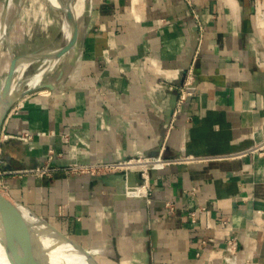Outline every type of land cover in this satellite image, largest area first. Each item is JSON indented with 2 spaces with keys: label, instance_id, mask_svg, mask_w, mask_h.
Returning a JSON list of instances; mask_svg holds the SVG:
<instances>
[{
  "label": "crops",
  "instance_id": "0c3cea01",
  "mask_svg": "<svg viewBox=\"0 0 264 264\" xmlns=\"http://www.w3.org/2000/svg\"><path fill=\"white\" fill-rule=\"evenodd\" d=\"M190 65L194 93L168 127V85ZM41 83L3 121L0 170L41 165L50 150L59 167L200 158L150 170L146 195L127 194L122 171L59 168L1 174L10 197L98 264H225L230 238L236 264H264V148L251 150L264 138V0H91ZM144 181L127 172V185Z\"/></svg>",
  "mask_w": 264,
  "mask_h": 264
},
{
  "label": "water",
  "instance_id": "95a60500",
  "mask_svg": "<svg viewBox=\"0 0 264 264\" xmlns=\"http://www.w3.org/2000/svg\"><path fill=\"white\" fill-rule=\"evenodd\" d=\"M90 1L91 0H87V5L90 4ZM63 10L64 13L71 19V31L66 41L56 47L52 64H54L62 53L74 44L78 36V19L73 17L72 12L68 7H65ZM38 51H40V49L22 52L21 54L14 55L10 58L6 74L4 75V89H2L0 93V99L3 101L0 105V130L12 105L22 96L42 85V83H39L30 87L28 86L29 82L25 85L22 84L23 82H20L17 84L20 87L18 91L14 92V89H10L14 79L15 68L20 57L30 55ZM39 57L41 58L45 56L40 54ZM23 207L32 214L43 219L45 223H47L61 236L71 240L82 252L86 254L91 264H98L95 258L79 242L54 227L45 217L35 213L27 205L10 197V195L0 188V228L3 233L5 243L14 255L18 264H71L62 259L56 258L58 253L55 248L51 244L44 243L42 239L39 238L33 229L32 224L23 216L20 209Z\"/></svg>",
  "mask_w": 264,
  "mask_h": 264
},
{
  "label": "built area",
  "instance_id": "2783aa9c",
  "mask_svg": "<svg viewBox=\"0 0 264 264\" xmlns=\"http://www.w3.org/2000/svg\"><path fill=\"white\" fill-rule=\"evenodd\" d=\"M197 20V17H196ZM169 89H176L178 92L177 99L174 107L171 110L168 127H171L175 117L185 110L187 105V100L194 93V73L193 67L190 65L185 71V77L181 84L179 85H168ZM11 135L0 132V139L7 138ZM30 135L24 133L20 137L28 138ZM264 148V138L258 141L255 145L251 147V150H262ZM52 150L49 151L48 159L52 155ZM200 157L194 155H182V156H165L161 153L156 155H132L124 159L116 161H93V162H79L71 161L59 167L57 165H52L47 159L43 164L36 165L34 167L22 168V169H9V170H0V175L3 173H33L35 175H50L54 170L62 168L66 173L69 174H81V173H90V174H100L110 171H122L123 179L125 181L124 191L129 195H139V194H148V185L147 179L149 171L152 169H160L169 164L176 163L183 160H194ZM130 170H137L145 180L143 184L139 185H127V172ZM0 188L2 189V183L0 181ZM3 190V189H2ZM170 205L169 203H167ZM171 206V205H170ZM190 217L193 220L194 212L190 213ZM236 253L237 246L234 238H230L226 242L225 251L223 254V260L225 264H236Z\"/></svg>",
  "mask_w": 264,
  "mask_h": 264
},
{
  "label": "rangeland",
  "instance_id": "374dc122",
  "mask_svg": "<svg viewBox=\"0 0 264 264\" xmlns=\"http://www.w3.org/2000/svg\"><path fill=\"white\" fill-rule=\"evenodd\" d=\"M36 10L37 3L33 0H9L7 4L5 0H0V79H3L6 74L13 52L22 53L35 49L46 50L60 45L65 40V32L60 26V14L50 7L43 13L36 12ZM82 15L77 17L78 21ZM44 60L46 59L41 57L29 66L18 83L22 80H24L23 85L30 82L29 78L38 72L43 64L50 61L48 59L47 62H44ZM54 64L48 68L46 73L50 71Z\"/></svg>",
  "mask_w": 264,
  "mask_h": 264
},
{
  "label": "bare ground",
  "instance_id": "6f19581e",
  "mask_svg": "<svg viewBox=\"0 0 264 264\" xmlns=\"http://www.w3.org/2000/svg\"><path fill=\"white\" fill-rule=\"evenodd\" d=\"M5 1L7 4L9 0H5ZM33 2L37 3L36 12L40 11L43 13L48 7H50L54 9V11L60 14V26L65 32L64 41H66L71 31V19L68 15L64 13L63 9L65 7H68L72 12L73 17L77 18L81 14H83L84 11L86 10L87 0H33ZM56 47L57 46L52 47V48H47L46 50L41 49L40 51L35 52L33 54L20 57V59L17 62L16 68H15L14 79H13L10 89L11 90L14 89V92L20 89V87L17 85L18 81L20 80V78H22L23 75H25V71L28 69V67L40 59L39 55L43 54L45 56L44 59L46 60L49 59L50 61L47 62L46 60H44V62L46 61L47 63L43 64L41 69L38 70V72H36L31 78H29L30 82L28 86L32 87V86H35L41 83L43 75L46 73L48 68L52 66ZM18 54H21V53L13 52L11 54V57L14 55H18ZM23 81L24 80H22L21 82ZM4 83H5V77L3 79H0V93H1V90L4 89ZM2 103L3 101L2 99H0V105ZM20 209L25 219L32 224L33 229L35 230L39 238H41L44 243L51 244L55 248L56 252L58 253L56 258L62 259L71 264H90L89 259L86 256V254L82 252L71 240H69L66 237L61 236L54 229H52L47 223H45L43 219L32 214L26 208L23 207ZM0 264H18L14 255L11 253V251L9 250V248L7 247L5 243L1 228H0Z\"/></svg>",
  "mask_w": 264,
  "mask_h": 264
}]
</instances>
